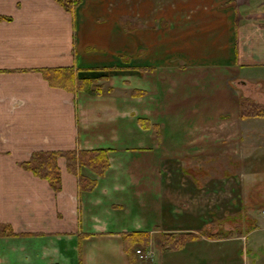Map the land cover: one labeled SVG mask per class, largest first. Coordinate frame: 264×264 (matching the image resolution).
<instances>
[{"label": "crops", "instance_id": "crops-1", "mask_svg": "<svg viewBox=\"0 0 264 264\" xmlns=\"http://www.w3.org/2000/svg\"><path fill=\"white\" fill-rule=\"evenodd\" d=\"M77 1L0 0V223L14 233L0 264H264V203L241 196L262 185L264 143L252 181L198 176L199 159L246 166L244 126L264 124L239 118L236 93L264 80V0ZM44 69L71 70L75 89ZM97 149L101 175L57 159L58 192L20 166ZM126 233L149 237L132 261Z\"/></svg>", "mask_w": 264, "mask_h": 264}, {"label": "trees", "instance_id": "trees-1", "mask_svg": "<svg viewBox=\"0 0 264 264\" xmlns=\"http://www.w3.org/2000/svg\"><path fill=\"white\" fill-rule=\"evenodd\" d=\"M64 9L71 11L77 0H56ZM43 76L50 85L63 88L67 91L74 90V79L71 70L55 69L41 70ZM77 82V81H76ZM76 88L84 90L89 94L100 93L102 86L94 84L92 81H79ZM111 90H109L110 92ZM238 114L240 119L260 118L264 119V104L258 103L245 95H238ZM63 157L66 161L67 170L73 174L77 173V167H85L92 172L101 175L107 168V151L97 150H77V151H38L31 153L30 157L20 163L21 168L30 171L34 176L48 182L51 189L55 192L60 190V171L57 166V159ZM82 177L79 176V179ZM14 233L10 226L0 223V237L13 236ZM125 253L132 261L134 256L133 247L136 245L146 246L149 237L145 233H126L122 236ZM182 238L174 240L172 235L167 234L161 240L162 248L173 249L179 247Z\"/></svg>", "mask_w": 264, "mask_h": 264}, {"label": "rangeland", "instance_id": "rangeland-1", "mask_svg": "<svg viewBox=\"0 0 264 264\" xmlns=\"http://www.w3.org/2000/svg\"><path fill=\"white\" fill-rule=\"evenodd\" d=\"M236 90H237L236 91L237 94L245 95L255 102L264 104V80H261L260 82L255 81V80H250L249 83L247 84L246 83L242 84L240 82H237ZM244 136H245L244 139H246L247 137V140L248 139L251 140V142H249V146L248 144L247 146L245 145L247 148L246 152L249 153L248 154L249 156L241 158L243 160L244 159L248 160L245 163L243 162L246 166L238 167V162L236 159L234 160L233 166H231L232 164L231 165L227 164L225 161L217 160L211 163L210 162L204 163V161L202 162L203 159L202 160L199 159L198 165H201L204 168H203V171H201L200 174H198V176H201L203 182L205 183L207 182L208 184L212 183L217 186L220 183L227 182V179H229V182L231 184H233L232 183L233 180L236 182L238 178H241L242 182L244 181L246 183H248L249 181H252V176H253L252 171L254 169L253 168L254 160L258 159L255 157L259 155L261 156V154H259L261 152L260 147L264 143V124L262 125L261 123H256V122H250L246 124L244 126ZM256 152L257 154L254 155ZM228 166H231V167L228 168ZM260 169L261 167L255 168L256 171ZM217 192L215 193L216 195L214 194L215 196L214 195L212 196V199H211L212 202L221 201L220 193H219L220 194L219 197H216ZM256 193H258L260 197H258ZM241 196L244 199V203L246 202L244 207H247L249 202L251 204L253 203L255 206V204H257V202L259 201V199L261 201L258 203H264V180L262 182V185L255 190H250V189L247 190V188L245 187V189L242 190L241 192ZM210 208L212 209L213 206H210ZM217 209L218 211H215V212L219 213L220 212L219 204L217 206Z\"/></svg>", "mask_w": 264, "mask_h": 264}, {"label": "built area", "instance_id": "built-area-1", "mask_svg": "<svg viewBox=\"0 0 264 264\" xmlns=\"http://www.w3.org/2000/svg\"><path fill=\"white\" fill-rule=\"evenodd\" d=\"M137 253H139V255H140V258H142L143 256L140 254V251L138 250V251H136Z\"/></svg>", "mask_w": 264, "mask_h": 264}]
</instances>
